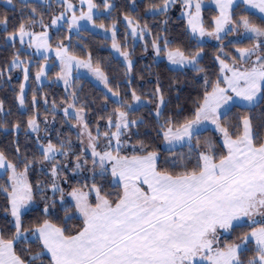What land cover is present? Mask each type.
Here are the masks:
<instances>
[{
  "label": "snow or ice",
  "instance_id": "6c2138e0",
  "mask_svg": "<svg viewBox=\"0 0 264 264\" xmlns=\"http://www.w3.org/2000/svg\"><path fill=\"white\" fill-rule=\"evenodd\" d=\"M5 2L18 13H0V51L11 49L0 57V90L13 92L20 118L10 122L0 99V128L15 135L13 155L0 150V264H264V0ZM177 5L186 46L166 35ZM141 12L163 17L155 34ZM83 33L111 40L123 89L91 51L80 54ZM205 38L217 42L210 65ZM129 39L145 41V53L150 43L154 63L194 73L184 102L175 88L173 103L159 74L146 90L133 86ZM78 69L106 90L98 110L81 95ZM46 80L63 83L61 100L33 88L29 101V82Z\"/></svg>",
  "mask_w": 264,
  "mask_h": 264
},
{
  "label": "trees",
  "instance_id": "16d2710c",
  "mask_svg": "<svg viewBox=\"0 0 264 264\" xmlns=\"http://www.w3.org/2000/svg\"><path fill=\"white\" fill-rule=\"evenodd\" d=\"M32 2V0H30ZM99 2V0H98ZM119 3V0H117ZM146 3L147 0H144ZM214 6H211L210 8L206 9L204 12L205 20L206 22L211 19V15L214 14L212 9ZM127 9L121 8L119 9L115 15L120 16L122 20L123 12ZM8 12L9 16L15 15L18 13L13 12V9L9 7L6 2L3 0H0V13ZM181 16V11L179 6H175L171 9L169 13V30L166 33L168 39L173 42V45H180V46H186L189 41L187 35L184 33V25L185 22L179 17ZM141 18L147 19L149 25L153 29V33L155 34L158 31L157 25L160 20L163 19V17H157L155 20L151 17H144L143 12H141ZM105 23H110V21L106 20ZM120 30V39L123 40V33H124V25L121 23L119 25ZM66 35V33H64ZM161 35H165V33H161ZM84 39L87 42V48L84 50V52L80 53L81 55L85 54L87 51H91L93 58L98 59L102 61L104 68L106 71L109 72L110 75H114L116 73L119 74V80L122 86V89L124 88V65H123V58L120 56H117L114 51L111 49V40H105L103 34L99 35H92L90 33H83ZM153 37L149 36L147 39L150 42ZM73 42L77 41V37L75 33H73L72 36ZM217 42H208L205 46V58L203 60L204 64L210 65L212 63V58L215 55V45ZM144 44L145 41L136 40L133 42L131 39L128 41L129 48L135 47V55L133 56V59L135 61V68L133 70V86L137 87L138 91H143L148 88H150L152 85L147 84L146 81L151 79L155 80V75H149V73L153 74H159L160 79L165 87L166 95L173 98V103L175 104V97L177 95L175 88L183 89V91L180 92V102H184V98L187 96V94L192 90L190 87H186V82L191 80V77L194 75V73L191 72V70H186L185 73H181L178 70H170L174 69V67L170 66L166 59H158L155 63L153 62V52L150 43H148V51L147 53L144 52ZM11 49H8L7 51H0V57H7L10 55ZM77 52H80V49H77ZM0 64H2V61H0ZM35 69H33L34 71ZM58 69H54L50 75L54 76V72ZM143 75L145 77V80H141L140 76ZM77 81V86H83V92L82 97L86 96L90 100L92 98H95L97 101V104L95 106L96 110H98L99 104L103 102V94L106 92V90L99 85L92 82L90 79H87L86 77L82 75H76L74 76ZM173 80L179 81L178 84H175L173 86V90L169 92L168 86L169 83ZM13 84L17 83V80L14 78L12 81ZM115 83V81H114ZM33 88H39L40 89V95L43 96L45 93L48 94L49 102L53 98H55L58 102L61 100V98L65 95L64 88L59 83H51L50 81L45 82L42 85H37L34 81L29 82V89H28V100H31V94ZM126 90V89H125ZM14 94L13 92L5 86L4 90H0V99H3L5 101V110L7 111L9 108H11L13 115L7 117V119L10 122H15L17 119H19V115L17 113V106L14 101ZM112 105H108L109 111L111 110ZM40 110V119L43 120L45 116L44 112V106L41 102V105L39 107ZM148 109H142L140 112H138L136 115H146ZM95 112L89 113V119L95 120ZM26 119V117H25ZM48 119L50 121L49 126L52 127L51 120L52 116L49 114ZM62 113H58L56 116V128H60L62 131H64L66 134L68 133V127L62 126ZM43 128V125H41ZM141 133L145 131V129L142 127L140 129ZM43 134V133H41ZM72 138L75 139V130L73 129L71 132ZM15 139V135L11 132V129L5 130L3 128H0V150L8 151L9 155H13L12 148H13V141ZM21 149L23 150L24 144H25V137L23 133L19 136ZM32 151L35 153L36 149L35 146H32ZM34 182L37 179L36 174H32L30 177ZM3 202V196H0V203ZM3 213L0 212V216H2Z\"/></svg>",
  "mask_w": 264,
  "mask_h": 264
},
{
  "label": "rangeland",
  "instance_id": "374dc122",
  "mask_svg": "<svg viewBox=\"0 0 264 264\" xmlns=\"http://www.w3.org/2000/svg\"><path fill=\"white\" fill-rule=\"evenodd\" d=\"M3 1L5 2V0H3ZM212 6H214V5H212ZM97 31H99V30H97ZM205 39L208 40V42H216V41L211 40V39H209V38H205ZM114 53H115L117 56H119L115 51H114ZM52 55H53V58H54V53H53ZM166 61H167V60H166ZM170 66H172V65H170ZM172 67H174V66H172ZM76 75H82V76L86 77L87 79H90L92 82H94L95 84L99 85L100 87L104 88L103 85L100 84L98 81H96L95 78L92 77L91 74L88 73L86 69H78V70H74L73 76H76ZM45 82H47V80L44 81L43 84H44ZM59 84L63 86V83H62V82H59Z\"/></svg>",
  "mask_w": 264,
  "mask_h": 264
}]
</instances>
